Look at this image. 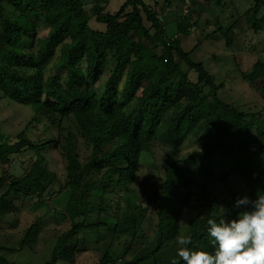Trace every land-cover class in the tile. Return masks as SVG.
Here are the masks:
<instances>
[{
    "label": "trees",
    "instance_id": "obj_1",
    "mask_svg": "<svg viewBox=\"0 0 264 264\" xmlns=\"http://www.w3.org/2000/svg\"><path fill=\"white\" fill-rule=\"evenodd\" d=\"M105 1H90L89 14L87 0H0V100L29 112L15 141L0 145V164L7 166L0 173V215L16 213L19 199L63 204L70 227L58 235L45 264L74 263L87 251L78 244L87 233L106 242L90 264H171L178 259L177 236H190L188 247L212 253L207 220L227 222L245 210L233 207L243 196L229 179L242 177L250 200L264 194V105L242 111L220 100L223 84L190 58L199 44L185 51L180 37L199 27L205 38L221 33L230 47L240 36L239 20L223 29L217 19V28L202 30L199 21L207 19L201 13L193 21L190 6L211 0H165L162 16L143 0H124L116 12L104 14ZM254 1L258 14L264 1ZM92 20L104 28H93ZM39 22L48 27L45 35L37 31ZM256 22L248 19L243 32L250 48L264 44V37L254 41L264 29ZM187 70L196 73L195 80ZM242 77L264 101V60L253 62ZM187 137L199 144L198 152L182 153ZM160 146L166 150L163 171L138 191L133 184L140 163ZM52 149H61L63 176L45 157ZM25 153L22 175L10 174L11 157ZM188 210L193 215L185 219ZM152 213L156 238L144 243ZM0 264L10 263L0 258Z\"/></svg>",
    "mask_w": 264,
    "mask_h": 264
},
{
    "label": "rangeland",
    "instance_id": "obj_2",
    "mask_svg": "<svg viewBox=\"0 0 264 264\" xmlns=\"http://www.w3.org/2000/svg\"><path fill=\"white\" fill-rule=\"evenodd\" d=\"M92 0H87L89 3L87 11L89 14L92 8L90 3ZM151 10L158 16H162L167 8L165 0H143ZM264 1V0H263ZM124 0H106L102 5L104 6V14H112L116 12ZM176 3V0L174 1ZM212 3V4H211ZM211 3H200L199 5L190 6L193 14L192 20L196 21L199 14L203 13V16L207 19H201L199 26L202 30H212L217 28L216 22L219 21L220 25H224L223 29L229 27L230 23L234 20H239L237 30L235 34H239L234 40L232 46L227 47L224 44V37L221 33L205 38L202 35L201 29L198 27L192 29L186 36L180 37V45L183 50L191 51L196 44L199 46L195 47V51L190 56L194 62H199L204 65V68L213 75L216 83L223 84V88L219 90L218 97L225 103L231 104L234 107L246 111L253 104L263 106L264 101L260 98L258 93L250 89L247 83L243 80L242 73L247 72L251 69L253 62L258 59L264 60V44L257 46L248 47V44H244L243 32H246V22L257 21L256 23L264 24L260 17L264 15V6H261L260 12L257 14L255 9L252 7L255 4L254 0H220V5L217 4L216 0H211ZM174 7V6H173ZM186 12V8H180L179 15L183 16ZM256 13V14H255ZM263 13V14H262ZM253 14H255L254 20ZM172 17V16H171ZM171 17H167L171 20ZM210 23H209V21ZM219 19L218 21H216ZM261 21H260V20ZM211 21L215 22L214 26ZM251 24V23H249ZM90 25L96 29L104 28V25L91 21ZM227 25V26H226ZM204 27V29H203ZM246 27V28H245ZM264 27V26H263ZM262 27V28H263ZM47 25L43 22L37 24V31L40 35L47 33ZM264 29L256 34L255 42L260 37H264ZM201 33V34H200ZM263 33V34H262ZM249 40V39H248ZM247 40V42H248ZM247 49V50H246ZM184 67L183 62L181 63ZM186 68V67H185ZM108 66H105L107 71ZM188 71V77L190 80L196 79V73ZM98 90V85L95 86ZM252 109V108H251ZM29 118V112L25 108L14 105L13 103L7 102L6 100H0V145L7 142L15 141V137L19 131H21ZM41 128V124L38 126ZM160 130L158 133H161ZM34 131L28 132L30 139L34 140ZM55 134V132L53 133ZM191 137V136H190ZM182 153L184 155L191 154L199 151V144L197 142L188 141V137L182 142ZM166 150L162 146L155 149L153 156L149 157L145 155L144 160L140 163V171L138 172L137 178L133 186L138 189L140 185L147 182L150 177H154L157 181L159 174L162 173L165 166ZM60 150H48L45 153V157L49 161L50 168L55 171L59 176L64 174L63 158L60 155ZM171 152H167L169 157ZM166 157V158H167ZM14 159L9 165V173L13 175H22V166L19 164L21 161H25L29 158V154H21L18 156L11 157ZM154 161H158L162 164V167L158 171L155 169L153 164ZM7 168L6 165L0 164V173ZM159 173V174H158ZM230 183L242 194V196H249V185L243 181V178L236 176L229 179ZM139 191V189H138ZM140 193V192H139ZM141 195V193H140ZM249 198V197H248ZM35 202L29 199L21 200L16 202V213L3 217L0 215V258L7 260L10 264H45L50 260L53 249L57 244L58 235L69 229L70 223L68 218L64 214V208L62 203L57 201H47L46 204L37 205ZM142 204H144V197L142 196ZM191 207L197 209V204L194 197H191ZM52 208V209H51ZM193 215L191 210H188L184 214V218L188 219ZM149 222L144 228V243L153 242L156 238V217L152 213L148 216ZM10 224V226L7 225ZM34 226V234L28 237L26 244L19 250L20 242L24 239L26 230L31 226ZM36 233L38 235L34 236ZM75 244V243H74ZM79 248L86 249L82 254H78L75 258L74 263H57V264H90L97 261L104 251L103 244L97 243L94 233H87L82 237V240L78 243ZM102 244V245H101ZM76 245V244H75ZM119 241H115L114 248L119 250ZM100 248L99 252L95 251V247ZM10 249H18V251L9 253ZM136 249H133L126 259H131Z\"/></svg>",
    "mask_w": 264,
    "mask_h": 264
},
{
    "label": "clouds",
    "instance_id": "obj_3",
    "mask_svg": "<svg viewBox=\"0 0 264 264\" xmlns=\"http://www.w3.org/2000/svg\"><path fill=\"white\" fill-rule=\"evenodd\" d=\"M234 208H244L237 218L207 220V237L213 252L188 247L190 236H177L176 257L171 264H264V194L255 200L236 199Z\"/></svg>",
    "mask_w": 264,
    "mask_h": 264
}]
</instances>
